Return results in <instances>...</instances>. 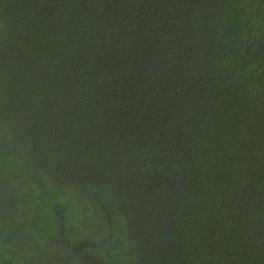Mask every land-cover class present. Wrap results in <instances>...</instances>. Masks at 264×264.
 <instances>
[{"label": "trees", "instance_id": "1", "mask_svg": "<svg viewBox=\"0 0 264 264\" xmlns=\"http://www.w3.org/2000/svg\"><path fill=\"white\" fill-rule=\"evenodd\" d=\"M74 261L264 264V0H0V264Z\"/></svg>", "mask_w": 264, "mask_h": 264}, {"label": "flooded vegetation", "instance_id": "2", "mask_svg": "<svg viewBox=\"0 0 264 264\" xmlns=\"http://www.w3.org/2000/svg\"><path fill=\"white\" fill-rule=\"evenodd\" d=\"M62 232V231H61ZM63 239V238H62ZM69 251H70V253L75 257V259H77V260H80L81 262H83V261H85V258H83L82 257V254H80V253H78V252H75L74 250H70V249H68ZM76 261V260H75ZM73 262L72 264H76V262ZM89 263H92V261H88Z\"/></svg>", "mask_w": 264, "mask_h": 264}]
</instances>
